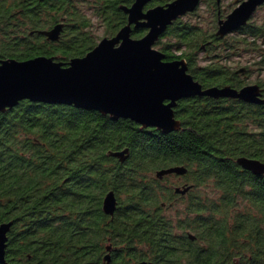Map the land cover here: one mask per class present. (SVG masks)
Masks as SVG:
<instances>
[{"label":"trees","instance_id":"1","mask_svg":"<svg viewBox=\"0 0 264 264\" xmlns=\"http://www.w3.org/2000/svg\"><path fill=\"white\" fill-rule=\"evenodd\" d=\"M169 1L149 0L147 7ZM79 2L90 7V14ZM132 2L0 0V22L6 21L0 26V58L45 55L67 63L98 43L92 18L112 36L127 22L120 5ZM200 3L211 12L205 27L180 16L155 47L165 60L184 58L187 71L204 88L245 86L250 67L244 75L209 53L219 50L212 57L224 58L233 51H254L261 57L256 63L263 65L264 25L246 22L219 37L217 22L227 14L221 1ZM198 7L185 15H196ZM59 23L55 40L40 32ZM145 32L134 28L132 37ZM200 53L205 64H199ZM256 80L264 86V78ZM174 113L181 126L164 133L68 104L22 99L0 111V223L12 221L0 264H104L110 243L116 247L109 264H127L128 258L134 263L152 258L157 264H264V174L236 163L240 156L264 161V102L194 96L178 100ZM124 148V159L111 155ZM170 166L187 169L177 174L181 181L174 187L165 184L169 174L155 175ZM184 186H189L184 196L175 192ZM110 190L117 200L112 215L102 209ZM170 202L184 204L182 214L168 215ZM187 231L204 248L194 246ZM228 246L229 258L208 253Z\"/></svg>","mask_w":264,"mask_h":264},{"label":"water","instance_id":"2","mask_svg":"<svg viewBox=\"0 0 264 264\" xmlns=\"http://www.w3.org/2000/svg\"><path fill=\"white\" fill-rule=\"evenodd\" d=\"M200 0H170L144 10L148 0H134L130 6L120 5L127 14V23L113 36H104L83 56L67 63L55 56L38 55L18 60L0 58V111L22 99L73 105L97 110L111 119H130L143 128L152 127L164 133L178 130L181 121L174 108L177 101L194 96L238 98L262 103L258 85L236 89L230 85L203 87L187 71L184 58L165 60L155 48L159 37L178 17L193 11ZM219 1V0H217ZM264 0H242L224 19L218 21L216 35L223 37L246 24ZM133 28L143 27L144 35L132 37ZM62 23L40 31L48 39L58 38ZM128 148L111 155L124 159ZM236 163L253 174H264V161L240 156ZM184 166H170L155 172L162 178L168 174H184ZM189 186L176 187L185 193ZM117 200L112 190L102 202V209L112 215ZM12 221L0 223V263L4 262L7 233ZM190 237H194L189 233ZM109 255L104 259L108 260ZM140 264H146L144 261Z\"/></svg>","mask_w":264,"mask_h":264},{"label":"rangeland","instance_id":"3","mask_svg":"<svg viewBox=\"0 0 264 264\" xmlns=\"http://www.w3.org/2000/svg\"><path fill=\"white\" fill-rule=\"evenodd\" d=\"M240 2H241V0H221V6L220 7L222 10H224L225 13L228 14ZM197 6H199V7L196 11L197 12L196 15H194V14L184 15L182 17V20H189L192 23L195 21H200L199 24L201 26L205 27L206 24H208L212 18L211 12H210L209 8L206 6V4H204V3H200V5L198 4ZM79 7L82 9L83 12L90 14V11H89L90 7L86 6L85 3H80ZM91 18H92V16H91ZM249 19L248 20L250 21L251 24H262V23H264V7L261 6V7L257 8ZM92 22H94L92 29H93L94 34H96L97 41H99L104 36H107L104 33L102 25H100V22L97 19L92 18ZM217 51H219V50H216V53H218ZM224 52H226V54H229L227 51H224ZM213 53H214L213 51L209 53L211 55L210 58H212V59L214 58V60H217L221 64H224L226 66H230L233 69L245 68V67L250 66L249 69L252 70L250 75H252L253 77L261 78V79L264 78V64L262 65V64L256 63L260 60V57H258L254 51L238 50L236 53L233 51L228 55V57H224V58L212 57ZM216 53H214V54H216ZM199 55H201L200 56V58H201L203 56V53H200ZM224 56H226V55H224ZM205 63L206 62L202 58L199 59V64H205ZM243 74L244 75L246 74V70L244 71ZM253 77H251V78H253ZM164 181H165V184H169L172 182L177 183V181H179V180L176 179L174 175H168L165 177ZM174 210H175L174 208H169V209L167 208L166 213L168 215L174 216L175 215ZM176 216H177V213H176Z\"/></svg>","mask_w":264,"mask_h":264},{"label":"flooded vegetation","instance_id":"4","mask_svg":"<svg viewBox=\"0 0 264 264\" xmlns=\"http://www.w3.org/2000/svg\"><path fill=\"white\" fill-rule=\"evenodd\" d=\"M134 1V0H133ZM149 1V0H148ZM221 1V0H220ZM242 1V0H241ZM133 3V2H132ZM131 3V4H132ZM199 3H200V1H199ZM131 4H129V5H127V6H130ZM124 5V4H123ZM155 6V5H154ZM264 7V3L263 4H261V5H259L257 8H259V7ZM150 7H153V6H149V7H147V3L144 5V10H146V9H148V8H150ZM6 8H7V4L6 5H4V12L5 13H7V11H6ZM124 12V11H123ZM125 13V12H124ZM126 14V13H125ZM127 15V14H126ZM185 15V14H184ZM227 15V14H226ZM183 16V15H182ZM226 17V16H225ZM225 17H223V18H220V19H224ZM5 20H6V16H5ZM250 20V19H249ZM247 21L248 23L250 22V21ZM219 21V20H218ZM127 23V22H126ZM125 23V24H126ZM263 25H264V23H262ZM261 24V25H262ZM6 25V21L4 22L3 21V18H2V21L0 22V26L3 28L4 26ZM217 26H218V22H217ZM134 28H133V25H132V30H133ZM231 33V32H230ZM229 34V33H228ZM113 36V35H112ZM108 37H110V36H108ZM261 58V57H260ZM248 67H250V66H248ZM241 71L244 73V71H245V68H241ZM251 77H253L252 75H250L249 76V79H248V81H247V83H245V85H249V84H256V85H258V89H259V93H260V97H263L262 95H263V89H264V86H262L260 83H258L257 82V80H256V77H253V78H251ZM258 78V77H257ZM232 87V86H231ZM234 88V87H233ZM236 89H240V88H236ZM231 99V98H230ZM233 100H238V101H241V102H245V103H250V104H254L255 102H247V101H243V100H241V99H238V98H232ZM169 175H174L175 176V178L176 179H178L179 181H177V183L176 182H172V183H169L168 184V186L169 187H174V186H176V185H178L179 184V182L181 181V177L180 176H178L177 174H169ZM185 195V193H183V194H181V196H184ZM178 199V198H177ZM185 207V205L184 204H182V203H177V202H170V203H168V209L169 208H174L175 210V215H176V213L177 214H182V211H183V208ZM166 210H167V208H166ZM181 210V211H180ZM174 215V216H175ZM9 233V232H8ZM8 233H7V235H8ZM194 236V235H193ZM8 237V236H7ZM187 237L190 239V240H192L193 242H194V246H197L198 248H200V247H202L203 245L200 243V240L199 239H196V237L194 236V237H190L189 236V232L187 231ZM196 239V240H195ZM6 246H7V242H6ZM115 247L116 246H114L113 244H108L107 246H106V249H107V251H105V255H109L108 257V260H105L104 259V257H105V255H104V257H103V262H104V264H109L111 261H112V252H113V250L115 249ZM6 248V247H5ZM203 248H204V246H203ZM105 249V250H106ZM200 252V251H199ZM209 254H212V255H220V256H222V255H225L227 258H229V257H231V248H230V246H228V250L227 251H225V252H208ZM216 253V254H215ZM105 260V261H104ZM128 260H129V262H127V264H140L141 262H145L146 264H157L152 258H148V259H144V260H141L140 262H136V263H134L132 260H131V258H128Z\"/></svg>","mask_w":264,"mask_h":264}]
</instances>
